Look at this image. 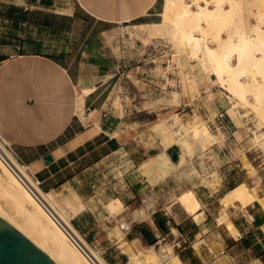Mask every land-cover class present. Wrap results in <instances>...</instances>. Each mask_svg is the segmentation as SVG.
Here are the masks:
<instances>
[{
	"label": "crops",
	"instance_id": "1",
	"mask_svg": "<svg viewBox=\"0 0 264 264\" xmlns=\"http://www.w3.org/2000/svg\"><path fill=\"white\" fill-rule=\"evenodd\" d=\"M12 1L27 10L53 14L69 6L67 17L83 15L94 22L80 45L86 57L82 65L99 73L91 84L75 77L40 40L18 35L38 41L42 46L36 52L28 49V43L21 46L0 36V135L37 174L44 191L69 199L71 221L78 231L87 236L86 224L102 226L108 239L124 241L134 223L145 221L156 241L163 237L182 264H264L261 204L225 207L224 195L215 199L220 187L210 186L212 181L205 184L209 173L204 169L158 164L163 160L177 164L180 157L173 162L170 150L178 144L165 148L150 125L156 108L144 102L136 106V100L129 104L117 87L105 88L109 81L124 77L115 68L136 49V27L157 23L165 3L157 10L160 0ZM143 31L145 42L156 38ZM91 87L93 91L82 96V90ZM49 154L54 162L46 165L44 157ZM202 189L206 194L200 195ZM187 191L201 203L196 214L179 202ZM116 200L122 208L113 213L109 207ZM158 211L170 219L166 235L155 224ZM124 249L128 254L131 247Z\"/></svg>",
	"mask_w": 264,
	"mask_h": 264
},
{
	"label": "bare ground",
	"instance_id": "2",
	"mask_svg": "<svg viewBox=\"0 0 264 264\" xmlns=\"http://www.w3.org/2000/svg\"><path fill=\"white\" fill-rule=\"evenodd\" d=\"M140 27L148 31L149 37L168 40L174 49L172 61L178 68L181 93L174 95L173 103L179 105L184 95L196 96L197 75L186 72L183 60L197 62L206 79L213 75L231 100L250 107L258 126L264 128V0H166L161 21ZM92 91V87L83 89L82 96ZM231 113L238 120L236 112ZM170 122L159 121L154 131L165 148L172 144L181 146L180 160L173 165L164 160L156 162L171 168L195 170L193 158L217 144L220 136L211 132L206 121L185 122L173 114ZM7 155L19 175L34 186L38 199L0 159V217L57 264H108L73 225L69 199L44 191L27 172L29 167L22 166L11 153ZM256 201L264 209V196L259 197L257 190L246 183L236 185L221 199L225 207L237 203L242 208ZM179 202L191 214L201 208L193 191L183 193ZM109 208L114 213L122 204L116 200ZM129 250L132 264H182L166 244L160 251L154 247H138V253Z\"/></svg>",
	"mask_w": 264,
	"mask_h": 264
},
{
	"label": "rangeland",
	"instance_id": "3",
	"mask_svg": "<svg viewBox=\"0 0 264 264\" xmlns=\"http://www.w3.org/2000/svg\"><path fill=\"white\" fill-rule=\"evenodd\" d=\"M165 2L166 0H160L157 10ZM17 4L14 1L10 3V0H0V36H7L10 29H15L14 23L7 15L9 13L16 17L18 12L11 13L9 6L23 8L24 12L31 13L26 15L28 22L18 26L19 35L26 33L49 46L46 51L58 56L75 77L84 78L86 84L93 83L96 78L99 79V73L94 67L82 65V60L86 57L80 49V45L94 28V22L87 20L83 15L67 17L64 14L69 13V6L57 11L64 14H53L47 10H27ZM160 21L161 17H158L157 23ZM143 30L136 27V49L129 51L127 60L115 68V73L124 77L120 81H109L105 88L113 91L117 87L119 95H122L129 104L136 100V106L144 102V106L156 108L151 126L159 121L170 124L173 114H177L185 122H207L211 132L221 139L217 144L196 155L192 164L194 167L204 169L205 174L209 173L204 177L205 184L208 185L207 182L212 181L210 186L220 187L215 199L219 200L222 195L240 183H246L248 187L255 188L258 195H264V128L258 126V120L250 107L237 105L230 99L227 91L215 82L213 75L206 79L199 64L187 60H183L186 72L189 70L187 73L197 75L198 95H184L179 105L173 103L174 95L181 93L178 68L172 61L174 49L168 40L161 37L145 42L147 34ZM195 71L197 72L194 73ZM140 92L141 97L138 96ZM249 100L252 101L251 96ZM232 111L236 112L238 120L232 116ZM178 148L180 157L182 148L179 145ZM173 162L177 163L174 160ZM204 194L206 191L202 189L200 195ZM144 225L148 226V223L145 221L134 223L131 226V234L124 239V244L122 239H108L102 226L86 224L89 233L87 236L81 234L108 264H132L128 256L130 250L127 254L125 246H130L138 253V247L145 249L154 247L160 251L162 246L168 243L162 241V237L149 244L137 230Z\"/></svg>",
	"mask_w": 264,
	"mask_h": 264
},
{
	"label": "water",
	"instance_id": "4",
	"mask_svg": "<svg viewBox=\"0 0 264 264\" xmlns=\"http://www.w3.org/2000/svg\"><path fill=\"white\" fill-rule=\"evenodd\" d=\"M46 165L54 162L49 154ZM0 264H57L13 225L0 217Z\"/></svg>",
	"mask_w": 264,
	"mask_h": 264
},
{
	"label": "trees",
	"instance_id": "5",
	"mask_svg": "<svg viewBox=\"0 0 264 264\" xmlns=\"http://www.w3.org/2000/svg\"><path fill=\"white\" fill-rule=\"evenodd\" d=\"M45 4H48L47 1L44 0ZM9 11L12 12H18V16H14L12 14L8 13V18L11 20L12 23H14V28L15 29H10L7 37L11 38L12 40H15L17 42H19V44L21 46H23L25 43H28V49L30 51H40V47L42 46L41 44L38 43V41H35L33 39H26V40H21V38L18 36L19 33L17 31L18 26H20L21 24L27 23V18L26 15H29L31 12H24L23 8H17L14 6H9ZM109 67V66H107ZM170 152H174L173 156V160L175 162L178 161V155H179V148L178 147H173V149L170 150ZM154 220H155V224L157 226V228L162 232V234L166 235L170 232L169 226H168V222H169V218H167L162 212H156L154 214ZM256 224L261 223L259 220H256L255 222ZM137 230H139L142 235L144 236V238L146 239V241L149 242V244H153L154 242H156V238L154 236V233L152 232V230L144 225L141 228H137Z\"/></svg>",
	"mask_w": 264,
	"mask_h": 264
},
{
	"label": "built area",
	"instance_id": "6",
	"mask_svg": "<svg viewBox=\"0 0 264 264\" xmlns=\"http://www.w3.org/2000/svg\"><path fill=\"white\" fill-rule=\"evenodd\" d=\"M7 153H11V155H13L22 166L28 168V166L24 164V162L22 161L21 157L18 155L14 147L0 135V159L5 162L7 167L17 176L19 181L27 188V190L37 198V196L34 193V186L22 175L21 176L19 175L17 170H15V168L13 167L14 165L9 162V157ZM27 172L31 174V177L34 180V182L43 189L42 181L39 179L37 174L31 172L29 169L27 170Z\"/></svg>",
	"mask_w": 264,
	"mask_h": 264
}]
</instances>
